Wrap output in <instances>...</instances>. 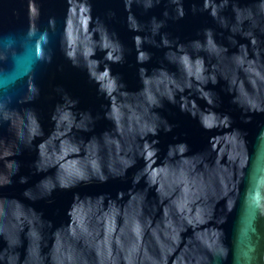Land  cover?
<instances>
[{
    "label": "water",
    "instance_id": "water-1",
    "mask_svg": "<svg viewBox=\"0 0 264 264\" xmlns=\"http://www.w3.org/2000/svg\"><path fill=\"white\" fill-rule=\"evenodd\" d=\"M0 264H264V0H0Z\"/></svg>",
    "mask_w": 264,
    "mask_h": 264
}]
</instances>
